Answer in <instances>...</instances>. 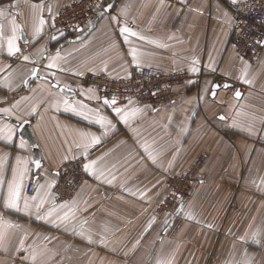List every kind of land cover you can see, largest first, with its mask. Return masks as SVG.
I'll use <instances>...</instances> for the list:
<instances>
[{"label": "crops", "instance_id": "0c3cea01", "mask_svg": "<svg viewBox=\"0 0 264 264\" xmlns=\"http://www.w3.org/2000/svg\"><path fill=\"white\" fill-rule=\"evenodd\" d=\"M74 1L0 0V115L7 117H0V135L12 130L11 141L0 139V264H264V53L250 63L230 45L232 0H100L82 29L53 38L58 11ZM125 26L136 33L128 43L119 31ZM13 36L19 51L9 56ZM147 66L187 75L171 105L107 107L78 85L88 75L126 79ZM35 69L51 83L34 79L26 90ZM216 83L233 89L212 96ZM65 100L89 118L66 111ZM97 114L110 125L97 124ZM10 120L29 124L38 169ZM92 136L100 142L85 155ZM203 154L207 162L175 219L156 213L167 178ZM79 159L95 161L94 174L59 203L58 174ZM22 170L21 206L23 197H37L28 213L3 206L8 182ZM41 200L40 216L54 209L47 219L37 215Z\"/></svg>", "mask_w": 264, "mask_h": 264}, {"label": "built area", "instance_id": "2783aa9c", "mask_svg": "<svg viewBox=\"0 0 264 264\" xmlns=\"http://www.w3.org/2000/svg\"><path fill=\"white\" fill-rule=\"evenodd\" d=\"M99 1L76 0L62 7L52 23L50 36L61 38L82 29L94 13ZM226 7L233 22L230 45L241 59L250 63L257 62L264 53V0H244L235 4L228 2ZM187 79L184 73L158 66H147L135 69L126 79L88 75L82 77L78 85L97 92L102 100L115 98L116 102H135L145 107H164L174 102L176 88L184 85ZM203 161L204 158L200 157L194 170L167 180L169 195L161 206V211L173 210L178 201L188 193L195 171ZM84 163V160L79 159L63 166L54 186L57 202L70 200L84 182L86 179ZM33 188L34 180L31 179L27 193H31Z\"/></svg>", "mask_w": 264, "mask_h": 264}, {"label": "snow or ice", "instance_id": "6c2138e0", "mask_svg": "<svg viewBox=\"0 0 264 264\" xmlns=\"http://www.w3.org/2000/svg\"><path fill=\"white\" fill-rule=\"evenodd\" d=\"M232 3L235 4L236 0H232ZM97 7L99 8V5H97ZM114 7V5L109 4L107 5V7H105L103 9V12H110V9ZM103 12L101 13V15H103ZM0 15H3L2 12H0ZM112 20L114 22L119 23L117 17L113 16ZM40 24L43 25L44 21L43 19H41ZM15 31V30H14ZM40 29H37V34L39 33ZM121 36L123 37L125 43H128V37L129 36H135L136 33L131 31L128 27H121L119 29ZM0 36H2V32H0ZM19 51V48H17L16 43H15V36H13L12 38H10L7 42V54L9 56H13L15 55L16 52ZM131 55L133 58V61L136 60V51L135 49L131 50ZM25 59H28V57H25ZM49 68L55 67L54 64H49L48 65ZM193 71H195V69H193ZM35 74V73H34ZM53 87H55V85H53ZM219 85H213L212 89H213V96H215V89L218 88ZM225 87H228V85H225ZM89 92H91V90H89ZM236 97L239 98V96L241 95L239 92H236ZM89 99H92L94 97L89 96ZM116 103L115 98H113L111 101H109L108 99L104 100V104L105 105H109L112 104L114 105ZM64 106H65V110L66 111H73L76 112L77 115H84L85 119H88L89 117L83 113V112H77V109L75 107H71L68 103L67 100L64 101ZM84 106L81 105V108H83ZM5 111H7L5 109ZM115 113L117 115H119L121 122H127L128 116L127 114H122V110L120 108H115L114 109ZM220 119H224V117H220ZM95 122L97 124H99L101 127H105L106 125H110V121H108L105 117L100 116L99 114H97ZM3 130H0V132H2ZM82 136L87 137L88 134H82ZM11 137H12V130L9 129L7 131L6 134L4 135H0V139H7L9 141H11ZM99 138L92 136L90 138V141L86 142L84 144V148H85V155L87 154V149L89 147L90 144H97L99 143ZM21 147H23V141L21 142ZM147 151V148L145 149ZM150 155V154H149ZM18 163H20V161L18 160ZM35 165L37 168L40 167V161H34ZM96 164L95 161H92L90 163H84L83 165V169L86 173H88L89 175H93V169H94V165ZM24 171L22 170L19 173V177L17 178V175L14 171V175H13V179L11 181L8 182L7 185V194L4 197V201H3V206L5 209H12L15 210L17 212H24V213H28L30 212L31 208L33 207L32 204H30L29 200L31 199L32 201H36L37 197L33 196L31 198L29 197H23V205L21 206V191H22V186H23V179H24ZM103 173H100V175L97 176V179L100 178V176H102ZM110 182V181H109ZM4 183L3 179H0V185H2ZM44 201L41 200L39 203L35 204V208L37 209V215L39 219H47L49 217H51L53 215V210L46 212L43 216L39 215V210L43 207ZM61 207H64V205H61ZM59 219L61 220V222L67 221L69 219L68 215H65L63 217H59ZM0 221H2V218H0ZM89 242H91V238L89 237Z\"/></svg>", "mask_w": 264, "mask_h": 264}, {"label": "water", "instance_id": "95a60500", "mask_svg": "<svg viewBox=\"0 0 264 264\" xmlns=\"http://www.w3.org/2000/svg\"><path fill=\"white\" fill-rule=\"evenodd\" d=\"M37 71H38V70L35 69L34 72L32 73V75H30V77H28V79L25 81V89H26V90H28L30 83H31L34 79L43 80V81H47V82L51 83L50 80H49L48 78H45V77H42V76H38V75H37ZM34 73H35V74H34ZM53 85H55L54 88L58 89V90H59L63 95H65L66 97H73V96H74V92L71 91L70 89L65 88V87L57 86L56 84H52V86H53ZM214 85H219V87L216 88L215 91L218 90V89H220V88H222V87H224L225 89H226V88H227V89H229V88H230V89H233V88H232V85H230V84H219V83H216V84H214ZM225 85H228V87H225ZM236 92H239V93H240V89H237ZM212 96H213V93H212ZM235 97H236V95H235ZM239 97H240V96H239ZM236 98H237V97H236ZM109 101H111V100H109ZM103 104H104V100H103ZM104 105H105V104H104ZM109 105H111V104H109ZM109 105H106V106L108 107ZM0 117H2V118H7L6 116H3V115H0ZM10 121H11V120H10ZM11 122H12L13 124H15V125L18 126L20 137L23 138V139H25V140H27V141L29 142V144H30V146H31V149H32V152H33L34 160H35V161H37V160L40 161V156H39L38 149H37V147H36V145H35V143H34V140L32 139V136L30 135V132H29V124H28V123L18 124V123L14 122V121H11ZM34 166H35V169H38V168L36 167L35 163H34ZM40 166H41V163H40Z\"/></svg>", "mask_w": 264, "mask_h": 264}, {"label": "rangeland", "instance_id": "374dc122", "mask_svg": "<svg viewBox=\"0 0 264 264\" xmlns=\"http://www.w3.org/2000/svg\"><path fill=\"white\" fill-rule=\"evenodd\" d=\"M204 158V161H203V163L198 167V170L196 169V171H195V177H194V179H193V181H192V183H191V185H190V188H189V191H188V193L183 197V198H181L179 201H178V204H177V206L173 209V210H171V211H161L160 210V208H161V206L163 205V203H164V201H165V199L167 198V196L169 195V188H168V185H167V180L170 178V177H173V176H178V175H181V174H184V173H186V172H188V171H192V170H194V168L196 167V165H197V161H198V159L199 158ZM207 155H201V156H199L198 158H197V160L193 163V166L190 168V169H188L187 171H185V172H183V173H180V174H176V175H173V176H170V177H168L167 178V180H166V183H165V192H164V197H163V199H162V201L157 205V207H156V213H158L159 215H163V216H170V217H172L173 218V220L175 219V217L178 215V213L182 210V208L184 207V204H185V201H186V199L189 197V195H190V193L192 192V189L194 188V186L196 185V183H197V175H198V172L200 171V169L204 166V164L207 162ZM62 170V169H61ZM60 170V171H61ZM85 174H86V172H85ZM86 180V179H85ZM84 180V181H85ZM82 185V184H81ZM55 186V185H54ZM79 189V188H78ZM78 191V190H77ZM76 191V192H77ZM76 192L74 193V195L72 196V198L70 199V200H68V201H65V202H59V203H68L69 201H71L72 199H73V197L75 196V194H76ZM53 193H54V189H53ZM56 199V198H55Z\"/></svg>", "mask_w": 264, "mask_h": 264}]
</instances>
